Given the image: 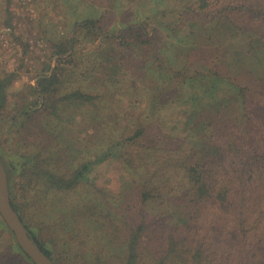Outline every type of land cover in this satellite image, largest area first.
Masks as SVG:
<instances>
[{
  "label": "rangeland",
  "instance_id": "rangeland-1",
  "mask_svg": "<svg viewBox=\"0 0 264 264\" xmlns=\"http://www.w3.org/2000/svg\"><path fill=\"white\" fill-rule=\"evenodd\" d=\"M182 2H0V19L13 30L9 43L0 45V159L13 202L35 238L52 248L55 264H123L126 244L112 231L119 226L124 239L125 224L141 223L138 184L162 158L174 161L196 139L190 124L205 107L202 98H193L198 88L178 92L163 75L169 66L178 71L190 64L195 70L192 50L216 21L213 15L185 13ZM85 20L97 28H82ZM150 38L153 46L139 45ZM245 43L239 38L222 44L215 67L233 77L264 79V46L247 53ZM154 56L165 60L163 67ZM44 79L53 83L46 94L40 88ZM75 92L93 99L80 101L71 97ZM139 129L145 135L128 144L126 157L145 158L150 165L134 170L123 162L117 143ZM86 163H92L89 180L71 190L55 188L39 174L68 179ZM85 207H93V214ZM150 210L141 264L160 263L159 247L150 249L149 243L158 230L172 227L165 228L157 204ZM14 238L0 218V264H26ZM167 264L193 263L178 257Z\"/></svg>",
  "mask_w": 264,
  "mask_h": 264
},
{
  "label": "trees",
  "instance_id": "trees-1",
  "mask_svg": "<svg viewBox=\"0 0 264 264\" xmlns=\"http://www.w3.org/2000/svg\"><path fill=\"white\" fill-rule=\"evenodd\" d=\"M183 1L180 10L213 15L216 21L212 31L200 34L192 50L198 58L195 70L191 71L190 64L178 71L169 66L166 69L169 74L163 75L178 92L186 87L198 88L193 98H202L201 105L205 107L198 108L190 124L196 139L174 161L162 158L155 169L148 170L136 191V199L144 207L140 212L141 223L125 224L124 239L119 226L112 236H119L121 245L126 244L123 264H141L149 228L148 213L157 204L158 212L164 215L165 228L172 225L170 229L158 230L149 243L150 249L159 247V264L178 257L193 264H264V79L251 80L242 74L233 77L214 64L216 49L225 42L244 38L247 53L262 49L264 0ZM96 25L93 20H85L81 27L91 30ZM144 35L142 28L138 36ZM139 45L153 46L152 39L142 40ZM233 55L239 57L241 53ZM154 59L162 67L166 63L158 56ZM52 84L42 80L41 92H49ZM71 97L83 102L93 99L82 92ZM144 135L145 130L139 129L117 143L123 162L130 169L150 165L145 158L126 157L130 155L128 144ZM91 164L86 163L68 179L49 172L39 174L53 187L71 190L89 180ZM176 174L179 180H175ZM13 205L29 229L20 205L17 202ZM85 210L92 213L94 209L85 207ZM32 235L51 258L52 248L39 242L35 232ZM14 243L26 258V264H34L16 240Z\"/></svg>",
  "mask_w": 264,
  "mask_h": 264
},
{
  "label": "water",
  "instance_id": "water-1",
  "mask_svg": "<svg viewBox=\"0 0 264 264\" xmlns=\"http://www.w3.org/2000/svg\"><path fill=\"white\" fill-rule=\"evenodd\" d=\"M0 217L5 222L9 230L14 234L15 240L24 254L34 264H55L39 246L32 233L16 211L8 182V174L0 159Z\"/></svg>",
  "mask_w": 264,
  "mask_h": 264
},
{
  "label": "built area",
  "instance_id": "built-area-1",
  "mask_svg": "<svg viewBox=\"0 0 264 264\" xmlns=\"http://www.w3.org/2000/svg\"><path fill=\"white\" fill-rule=\"evenodd\" d=\"M21 1H23L24 4L27 2V0H21ZM12 34H13L12 28L4 25L0 19V45L6 46L9 43V39Z\"/></svg>",
  "mask_w": 264,
  "mask_h": 264
}]
</instances>
